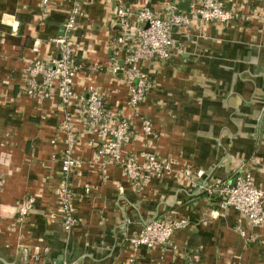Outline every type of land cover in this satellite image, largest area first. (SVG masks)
Instances as JSON below:
<instances>
[{
	"label": "crops",
	"instance_id": "0c3cea01",
	"mask_svg": "<svg viewBox=\"0 0 264 264\" xmlns=\"http://www.w3.org/2000/svg\"><path fill=\"white\" fill-rule=\"evenodd\" d=\"M118 1L80 0L82 16L72 32L81 65L74 89L83 96L96 91L112 119L131 124L125 153L170 159L177 175L133 187L121 169L101 168L99 136L76 118V166L68 183L77 223L65 233L57 194L66 149L62 126L75 110L21 89L30 61L56 55L51 40L61 33L70 4L0 0V264H264V226L243 222L247 241L237 230L236 212L218 211L216 198L206 193L240 170L264 188V0H227L238 20L191 19L189 28L175 32L171 59L141 64L152 87L138 114L149 119L151 136L142 133L127 104L129 86L109 63L123 58L115 42ZM174 1L186 9L194 0L129 5L134 13L148 5L163 18ZM186 169L189 180L181 175ZM25 198L35 204L20 221L17 206ZM169 217L186 222L173 233L172 246L132 250L128 238L147 222Z\"/></svg>",
	"mask_w": 264,
	"mask_h": 264
},
{
	"label": "built area",
	"instance_id": "2783aa9c",
	"mask_svg": "<svg viewBox=\"0 0 264 264\" xmlns=\"http://www.w3.org/2000/svg\"><path fill=\"white\" fill-rule=\"evenodd\" d=\"M70 4V11L62 24V31L51 40L56 55L46 59L35 58L24 68L25 85L22 94L38 100L55 97L65 108L75 112L65 117L63 129L66 149L61 160L62 184L58 189L61 201L59 222L65 233L76 225L70 203L73 195L69 188L68 177L76 166L72 150L77 143L73 129V121L77 118L86 122L88 128L99 136L95 146V156L102 169L115 167L121 169L127 180L135 188L144 185L150 178L162 175H177L174 161L159 158L153 153L139 152L128 154L123 146L132 136L131 124L125 119H112V115L104 106V102L96 91H89L86 96L79 95L73 85L81 66L76 61V48L72 32L76 21L82 16L80 0H65ZM47 4L50 0H42ZM166 17L158 16L148 5L133 12L131 6H117L114 15L118 33L115 37L122 60L111 57L110 65L113 72H121L123 80L129 86L128 106L133 115L141 122V131L146 136L153 135L149 119L138 114L140 105L151 90L150 77L141 71V64L149 62H166L172 58L174 34L180 29L190 27L191 19L199 18L205 23L219 22L222 24L238 20L237 8L227 0H194L187 4L186 9L179 8L174 1L166 7ZM134 16V23L131 17ZM39 41H34L32 51L38 52ZM181 175L186 179L193 176L190 170ZM0 180V187L2 186ZM88 192V189H86ZM209 196L217 200L218 211L232 209L237 214L236 227L239 234L247 241L251 236L242 228L243 222L252 228L264 226V188L254 182L246 170L237 172L230 181H223L206 190ZM34 199L25 198L17 206L20 221L28 216L34 208ZM186 225L183 220L158 218L147 222L140 231L128 238V244L134 252L140 248L147 250L158 246H172L173 233ZM188 264H197L189 262Z\"/></svg>",
	"mask_w": 264,
	"mask_h": 264
},
{
	"label": "trees",
	"instance_id": "16d2710c",
	"mask_svg": "<svg viewBox=\"0 0 264 264\" xmlns=\"http://www.w3.org/2000/svg\"><path fill=\"white\" fill-rule=\"evenodd\" d=\"M132 1H133V0H119V1L117 2V4H116V7H117V6H121V5L128 7V6H130L129 4H130ZM76 61H77V63L80 65L77 56H76ZM80 66H81V65H80Z\"/></svg>",
	"mask_w": 264,
	"mask_h": 264
}]
</instances>
